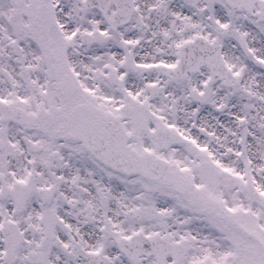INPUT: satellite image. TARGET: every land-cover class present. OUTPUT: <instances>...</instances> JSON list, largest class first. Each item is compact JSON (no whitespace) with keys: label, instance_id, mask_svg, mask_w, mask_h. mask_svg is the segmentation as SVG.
I'll return each instance as SVG.
<instances>
[{"label":"snow or ice","instance_id":"obj_1","mask_svg":"<svg viewBox=\"0 0 264 264\" xmlns=\"http://www.w3.org/2000/svg\"><path fill=\"white\" fill-rule=\"evenodd\" d=\"M0 264H264V0H0Z\"/></svg>","mask_w":264,"mask_h":264}]
</instances>
